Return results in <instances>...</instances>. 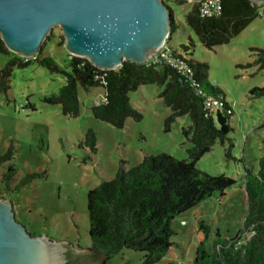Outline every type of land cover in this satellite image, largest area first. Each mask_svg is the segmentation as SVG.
<instances>
[{
  "label": "rangeland",
  "instance_id": "1",
  "mask_svg": "<svg viewBox=\"0 0 264 264\" xmlns=\"http://www.w3.org/2000/svg\"><path fill=\"white\" fill-rule=\"evenodd\" d=\"M165 1L177 24L168 39L170 46L177 50L192 43L189 58L207 63V81L223 92L232 110L227 138L233 146L229 154L228 139L222 143L216 140L195 162V167L211 175L223 174L234 183L222 195L214 194L175 216L171 221L172 246L153 263L192 264L195 246L200 241L210 253L216 234L225 239L238 234L247 211L244 172L256 171L257 160L264 153V93H250L252 89L264 91V68L253 62L259 56L257 51L250 50H264V21L257 16L227 43L207 49L184 21L194 2ZM13 56L16 55L10 51L1 53L0 69ZM40 56L49 57L53 67L35 60L22 67L14 66L8 89L0 91V154L10 144L14 148L12 159L0 165V197L11 201L15 219L31 235H45L90 252L88 189L112 178L120 160L132 167L142 156L161 152L186 159L191 144L181 129L190 124V118L176 117L170 130L164 132L169 108L158 97L161 87L155 84L139 85L128 94L142 117L139 121L126 118L122 128L93 117L90 107L101 91L99 86L85 90L76 85L79 112L76 116L64 115L59 104L45 101L58 92L71 71L72 55L64 48L58 26L52 27L41 44ZM246 63L250 65L238 66ZM89 129L95 136L94 151L83 143ZM8 165L15 174L8 183L11 189L5 190L1 175ZM29 173L37 175L19 185L20 179ZM200 221L209 227L206 239L198 229ZM104 264H142V253L124 248Z\"/></svg>",
  "mask_w": 264,
  "mask_h": 264
},
{
  "label": "trees",
  "instance_id": "2",
  "mask_svg": "<svg viewBox=\"0 0 264 264\" xmlns=\"http://www.w3.org/2000/svg\"><path fill=\"white\" fill-rule=\"evenodd\" d=\"M169 9L170 36L177 24L172 9ZM258 10L259 6L250 0H221L219 16L201 18L194 2L184 15V21L200 45L212 49L227 43L241 32L259 16ZM40 46L33 59L13 56L6 62L0 69V91L8 89L14 66L22 67L35 60L53 67L49 57L40 56ZM192 46L189 42L180 47L183 51H189ZM250 50L257 51L259 56L253 62L258 68H264V50ZM1 53L7 54L9 51L0 39ZM190 62L193 76L189 79L166 66L153 68L124 60L117 69L106 70L94 66L85 58L71 56V71L66 74L64 84L56 94L45 98L50 104H59L62 114L76 116L79 112L76 85L85 90L101 86L104 102L93 104L91 113L100 121L122 128L126 118L139 121L142 117L140 111L130 103L128 94L139 85L155 84L161 87L158 97L169 108L163 122L164 132L170 130L176 117L187 115L190 118V124L181 129L183 137L191 144L186 159H176L161 152L144 155L132 167H127L125 160H120L112 178L88 189L89 251L102 264L124 248L141 252L142 264L158 262L172 246V219L214 194L222 195L223 190L234 183L232 178L223 174L211 175L195 167V162L211 149L216 140L222 143L228 139L232 110L225 102L223 92L207 81V63L191 59ZM248 65L250 63L238 66ZM201 93L217 98L220 96L223 108L213 115L206 114L203 103L205 96ZM250 93L260 95L264 91L252 89ZM83 143L94 151L95 136L92 130L85 133ZM232 146L228 139L227 154ZM13 152V145L10 144L0 154V165L12 159ZM14 174L11 165L2 173L5 190L11 189L8 183ZM36 175L26 174L19 185L31 181ZM244 190L247 211L238 234L228 239L216 234L210 253L205 251L204 242L200 241L195 246L192 264H264V153L257 160L256 171L245 170ZM198 229L206 239L209 227L200 221Z\"/></svg>",
  "mask_w": 264,
  "mask_h": 264
},
{
  "label": "water",
  "instance_id": "3",
  "mask_svg": "<svg viewBox=\"0 0 264 264\" xmlns=\"http://www.w3.org/2000/svg\"><path fill=\"white\" fill-rule=\"evenodd\" d=\"M250 1L264 5V0ZM170 15L165 0H0V39L8 51L31 59L58 26L69 54L114 70L124 60L144 64L167 40ZM68 247L31 235L15 219L11 201L0 197V264H69ZM76 250L78 264H101L90 252Z\"/></svg>",
  "mask_w": 264,
  "mask_h": 264
},
{
  "label": "built area",
  "instance_id": "4",
  "mask_svg": "<svg viewBox=\"0 0 264 264\" xmlns=\"http://www.w3.org/2000/svg\"><path fill=\"white\" fill-rule=\"evenodd\" d=\"M198 14L201 18L217 17L221 13V0H199L196 2ZM258 15L264 21V5L259 6ZM27 60L28 58H23ZM33 59V58H31ZM145 65L153 68L169 67L175 70L183 77L189 79L193 76V68L188 56V51L182 49H173L168 40H166L159 48L151 52L146 58ZM198 92H201L198 90ZM204 97V109L206 114L213 115L218 109L223 108L222 98L213 97L201 93ZM104 102V94L101 102ZM183 224V222H181Z\"/></svg>",
  "mask_w": 264,
  "mask_h": 264
},
{
  "label": "flooded vegetation",
  "instance_id": "5",
  "mask_svg": "<svg viewBox=\"0 0 264 264\" xmlns=\"http://www.w3.org/2000/svg\"><path fill=\"white\" fill-rule=\"evenodd\" d=\"M66 259L69 264H78L80 261V253L78 250L74 249L72 246H69L66 253Z\"/></svg>",
  "mask_w": 264,
  "mask_h": 264
},
{
  "label": "crops",
  "instance_id": "6",
  "mask_svg": "<svg viewBox=\"0 0 264 264\" xmlns=\"http://www.w3.org/2000/svg\"><path fill=\"white\" fill-rule=\"evenodd\" d=\"M254 21V19L248 24V25H250L252 22ZM247 25V26H248ZM100 88H101V91L97 94L98 96H97V100H96V102L95 103H93V104H96L97 102H101L102 101V99H103V94H104V91H103V88L101 87V86H99ZM139 87V86H138ZM137 87V88H138ZM134 107H135V105L133 104V103H131ZM143 157V156H142Z\"/></svg>",
  "mask_w": 264,
  "mask_h": 264
}]
</instances>
